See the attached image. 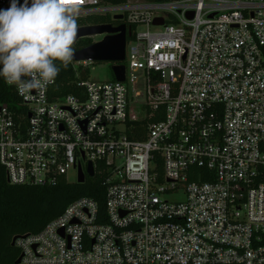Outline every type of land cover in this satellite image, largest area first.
Instances as JSON below:
<instances>
[{"label":"built area","instance_id":"obj_1","mask_svg":"<svg viewBox=\"0 0 264 264\" xmlns=\"http://www.w3.org/2000/svg\"><path fill=\"white\" fill-rule=\"evenodd\" d=\"M73 4L130 29L112 63L124 81L53 101L5 82L18 103L0 104V165L9 184L53 188L90 164L104 208L80 197L18 236L20 264H264V0Z\"/></svg>","mask_w":264,"mask_h":264},{"label":"clouds","instance_id":"obj_2","mask_svg":"<svg viewBox=\"0 0 264 264\" xmlns=\"http://www.w3.org/2000/svg\"><path fill=\"white\" fill-rule=\"evenodd\" d=\"M78 4L65 0H10L0 8V77L20 95L43 91L74 56Z\"/></svg>","mask_w":264,"mask_h":264},{"label":"trees","instance_id":"obj_3","mask_svg":"<svg viewBox=\"0 0 264 264\" xmlns=\"http://www.w3.org/2000/svg\"><path fill=\"white\" fill-rule=\"evenodd\" d=\"M106 4H119L124 0H100ZM99 17L77 19L78 26L105 24ZM133 29V27H131ZM93 43L91 38L77 41L73 48L80 50ZM60 72L47 90L53 101L81 92L80 84L88 78V68L70 62L64 68L55 62ZM18 98L14 90L0 77V104L14 107ZM104 173L96 172L93 178H85L82 184L62 182L53 188L9 184L3 167L0 165V264H15L19 250L11 245L12 239L23 234L39 233L51 220L62 214L65 207L80 197L94 199L104 208Z\"/></svg>","mask_w":264,"mask_h":264},{"label":"water","instance_id":"obj_4","mask_svg":"<svg viewBox=\"0 0 264 264\" xmlns=\"http://www.w3.org/2000/svg\"><path fill=\"white\" fill-rule=\"evenodd\" d=\"M116 21L121 19V16L114 18ZM161 19H155L153 25H161ZM131 32L124 24L113 26L112 24H95L87 26H78L75 43L79 40L103 36L99 41L93 42L90 45L74 50V56L71 62H122L125 56V44L130 38ZM74 43V44H75ZM113 76L116 81H124V66H112ZM87 176L93 177V169L90 164L87 167ZM84 175L78 169L77 183H84ZM62 233V231H60ZM18 236L12 239L11 245L14 246ZM21 256H19L15 264H20Z\"/></svg>","mask_w":264,"mask_h":264},{"label":"rangeland","instance_id":"obj_5","mask_svg":"<svg viewBox=\"0 0 264 264\" xmlns=\"http://www.w3.org/2000/svg\"><path fill=\"white\" fill-rule=\"evenodd\" d=\"M91 17H99L103 20H107L108 22H111V16L108 15H96ZM144 29L143 27H139L138 30ZM93 40H97V38H93ZM76 63V62H74ZM113 62H92L88 63L87 66H84L88 68V78L86 80L88 81H94V82H108L114 80L113 71H112V64ZM137 78L141 77V73L138 72L135 74ZM136 90L139 92H142L144 90L143 84L141 82V79H139V83L136 86ZM68 179L70 181H74V173L70 172L68 175ZM167 199H171L172 197H166ZM174 199V198H172Z\"/></svg>","mask_w":264,"mask_h":264},{"label":"snow or ice","instance_id":"obj_6","mask_svg":"<svg viewBox=\"0 0 264 264\" xmlns=\"http://www.w3.org/2000/svg\"><path fill=\"white\" fill-rule=\"evenodd\" d=\"M66 3H80L82 0H65Z\"/></svg>","mask_w":264,"mask_h":264}]
</instances>
